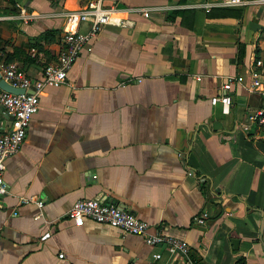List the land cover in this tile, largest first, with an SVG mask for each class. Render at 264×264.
<instances>
[{"label": "crops", "instance_id": "crops-1", "mask_svg": "<svg viewBox=\"0 0 264 264\" xmlns=\"http://www.w3.org/2000/svg\"><path fill=\"white\" fill-rule=\"evenodd\" d=\"M219 1H102L110 20L66 81L41 89L3 159L0 264H186L141 234L74 222L66 210L78 197L117 202L202 264H264V91L247 85L254 60L264 67V0ZM84 2L0 0V62L38 78L57 55L64 13ZM237 73L229 103L211 102ZM9 120L0 104V128ZM211 198L213 214L196 222Z\"/></svg>", "mask_w": 264, "mask_h": 264}, {"label": "built area", "instance_id": "built-area-1", "mask_svg": "<svg viewBox=\"0 0 264 264\" xmlns=\"http://www.w3.org/2000/svg\"><path fill=\"white\" fill-rule=\"evenodd\" d=\"M103 0H85L79 7L68 10L64 13L66 23H69L61 34L60 45L54 59L45 62L42 66L41 75L38 78H31L13 61L0 62V75L13 85L23 86L22 92H12L0 88V104L10 115L9 124L6 128H0V194L7 189L3 177L4 157L15 152L25 135L29 119L38 107V93L45 86H54L66 81V73L75 60L80 48L86 41L94 37L101 26L110 20L113 15V7L104 6ZM250 0H220L219 4L247 3ZM206 6L208 4L206 3ZM147 14V9L142 10ZM80 21H87L85 30L76 28ZM260 58L254 60V65L248 67V87L261 85L264 91V67L261 66ZM232 80L241 82L244 75L241 73L227 77L221 87L224 91L210 96V101H221L227 105L230 101L228 88ZM27 89H30L27 91ZM263 120L264 118L261 117ZM33 200L41 206V198L32 196H19V200ZM66 214L74 222H82L84 217L96 221L105 222L120 228L122 232L141 234L144 240L151 245H162L169 251L180 252L187 264H196L187 256V244L177 236L164 232L161 228L149 231V222L137 217L128 208L121 206L114 201H104L96 197H78L74 199L66 210ZM206 217L205 211L194 216L196 222H203ZM59 251L58 255L62 256ZM159 251H153V257L159 256Z\"/></svg>", "mask_w": 264, "mask_h": 264}, {"label": "water", "instance_id": "water-1", "mask_svg": "<svg viewBox=\"0 0 264 264\" xmlns=\"http://www.w3.org/2000/svg\"><path fill=\"white\" fill-rule=\"evenodd\" d=\"M0 88L5 89V90H9L12 92H22L24 90L23 86H19V85H13L11 83H9L8 81H6L1 75H0ZM30 89H27V91H29ZM2 106V105H1ZM212 201H219V200H215L214 198H211L207 203H205V213L208 216H211L213 214L212 212ZM235 239L232 238V241H234Z\"/></svg>", "mask_w": 264, "mask_h": 264}, {"label": "trees", "instance_id": "trees-1", "mask_svg": "<svg viewBox=\"0 0 264 264\" xmlns=\"http://www.w3.org/2000/svg\"><path fill=\"white\" fill-rule=\"evenodd\" d=\"M10 2L13 3V0H10ZM46 30H49L50 31V29H46ZM0 49H1V47H0ZM263 113H264V111H263ZM215 214L217 215V213H215ZM187 256L194 263H196V264H202L201 257L194 250H192V249H189L188 250L187 249ZM186 264H187V262H186Z\"/></svg>", "mask_w": 264, "mask_h": 264}]
</instances>
